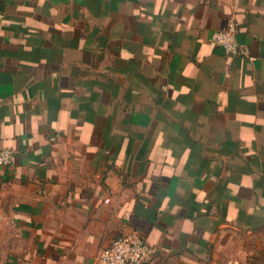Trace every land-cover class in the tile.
Listing matches in <instances>:
<instances>
[{"label": "crops", "instance_id": "1", "mask_svg": "<svg viewBox=\"0 0 264 264\" xmlns=\"http://www.w3.org/2000/svg\"><path fill=\"white\" fill-rule=\"evenodd\" d=\"M0 147V264H264V0H0Z\"/></svg>", "mask_w": 264, "mask_h": 264}, {"label": "built area", "instance_id": "2", "mask_svg": "<svg viewBox=\"0 0 264 264\" xmlns=\"http://www.w3.org/2000/svg\"><path fill=\"white\" fill-rule=\"evenodd\" d=\"M238 22L231 18L226 27L215 30L212 40L225 52L243 53L236 38ZM13 150L0 147V165L10 164ZM1 218V214H0ZM155 255V248L148 244L137 230L126 231L112 239L98 251L96 264H150Z\"/></svg>", "mask_w": 264, "mask_h": 264}]
</instances>
